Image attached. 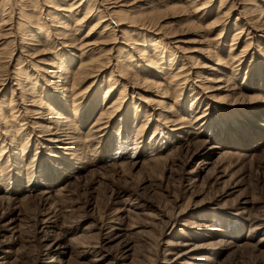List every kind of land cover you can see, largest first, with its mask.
Returning a JSON list of instances; mask_svg holds the SVG:
<instances>
[{
    "label": "rangeland",
    "instance_id": "374dc122",
    "mask_svg": "<svg viewBox=\"0 0 264 264\" xmlns=\"http://www.w3.org/2000/svg\"><path fill=\"white\" fill-rule=\"evenodd\" d=\"M6 1L0 264H264V0ZM123 13L144 25H118ZM158 46L166 74L139 66ZM151 81L177 82L167 108ZM100 115L110 121L97 132ZM28 118L15 149L5 131ZM34 121L73 128L80 160L69 166Z\"/></svg>",
    "mask_w": 264,
    "mask_h": 264
},
{
    "label": "bare ground",
    "instance_id": "6f19581e",
    "mask_svg": "<svg viewBox=\"0 0 264 264\" xmlns=\"http://www.w3.org/2000/svg\"><path fill=\"white\" fill-rule=\"evenodd\" d=\"M6 1V0H5ZM93 1V0H92ZM98 1V0H97ZM3 2H4V0H3ZM7 2V1H6ZM87 2V1H86ZM96 2V1H95ZM153 2H155V1H153ZM157 2V1H156ZM4 4V3H3ZM91 4V3H90ZM102 5V4H101ZM1 6V5H0ZM153 6V5H152ZM155 7V6H154ZM5 8V7H4ZM3 8V9H4ZM87 9V8H86ZM90 9H92V8H90ZM90 9H88V10H90ZM94 9V8H93ZM94 11V10H93ZM93 11H90V12H93ZM97 11V10H96ZM106 11V10H105ZM4 12V11H3ZM102 12V11H101ZM88 13V12H87ZM96 13H98V12H96ZM103 13H104V11H103ZM120 13H121V11H120ZM124 13H126V12H124ZM123 13V16H124V18L122 19V20H120V21H117L116 23L119 25L120 24V26H123V27H128V28H134V26H136V24L137 25H144V23H142V21L140 22V21H138V20H131L130 19V23H131V25H129V24H127L126 23V21H128L129 19L128 18H125L127 15L126 14H124ZM72 14V13H71ZM70 14V15H71ZM90 14V13H89ZM88 14V15H89ZM115 14V13H114ZM98 15V14H97ZM102 15V14H101ZM104 15V14H103ZM102 15V16H103ZM106 15V14H105ZM122 15V14H121ZM126 15V16H125ZM109 16V15H108ZM107 16V17H108ZM112 16V15H111ZM85 17H87V15L85 16ZM96 17V16H95ZM99 17V16H98ZM103 17H105V16H103ZM115 17V20H117V18H116V16H114ZM117 17H119L118 15H117ZM131 17V16H130ZM129 17V18H130ZM29 18V17H28ZM58 18V17H57ZM84 18V17H83ZM101 18V17H100ZM99 18V19H100ZM106 18V17H105ZM104 18V19H105ZM72 19V18H71ZM119 19V18H118ZM133 19V18H132ZM123 20H124V22H123ZM70 21V20H69ZM81 22H82V20H80ZM138 21V22H137ZM151 21V20H150ZM150 21H148V22H150ZM57 22H58V20H57ZM140 22V23H139ZM7 23V22H6ZM65 23V22H64ZM103 24H106L105 25V27L104 28H107V29H109V27L111 26L109 23H107V21H103L102 22ZM114 23V22H113ZM218 23V22H217ZM3 24V23H2ZM111 24H112V22H111ZM148 24V23H147ZM26 25H28V24H26ZM64 25V24H63ZM69 25V24H68ZM134 25V26H133ZM149 26H147V28L149 27V28H153L154 27V25H152V24H148ZM46 26V25H45ZM44 26V27H45ZM58 26V25H57ZM41 27V26H40ZM69 27V26H68ZM139 27H142V26H139ZM47 27H45V29H46ZM67 28V27H66ZM74 28V27H73ZM43 29V28H42ZM69 29V28H68ZM112 29V28H111ZM126 29V28H125ZM39 30V29H38ZM41 30V29H40ZM62 30H64V29H62ZM142 30V29H141ZM42 31V30H41ZM40 31V32H41ZM47 31V30H46ZM58 31V30H57ZM66 31V30H65ZM73 31H74V29H73ZM78 31V30H77ZM44 32V31H43ZM127 32H128V29H127ZM23 33V32H22ZM38 33H39V31H38ZM62 34H63V32H61ZM60 33V34H61ZM124 34V33H123ZM126 34V33H125ZM5 35H7V34H5ZM35 36V35H34ZM48 36V35H47ZM163 41V40H162ZM76 43V42H75ZM160 44V43H159ZM161 46V45H160ZM163 46H165V45H163ZM167 47V46H166ZM161 47H157L156 49H154V51H150V54L149 53H147V55H146V57H144V58H146V59H144L145 60V62H143L142 64L140 63L139 64V66L141 67H147V68H149V69H152V68H156L157 69V71H158V73H157V75L159 74V73H163L164 71L163 70H161V68H162V66H161V64H163L165 61H164V53H165V51L163 50L162 51V49H160ZM163 48V47H162ZM172 48V47H171ZM138 50H140L139 48H137ZM168 49V48H167ZM169 50V49H168ZM195 51V50H194ZM140 52H142V51H140ZM167 52V51H166ZM172 52H173V50H172ZM170 54V53H169ZM175 54H177V53H175ZM85 55V53H81L80 55H75V59H83L82 57ZM129 56V55H128ZM173 56H174V54H173ZM125 57H126V55H125ZM133 57V56H132ZM218 58V57H217ZM75 59H73V60H75ZM127 59V58H126ZM148 59V60H147ZM161 59H163L162 61H161ZM189 59H191V57L189 58ZM175 60V59H174ZM219 59H217V61H218ZM127 61V60H126ZM160 61H161V63H160ZM170 61H171V59H170ZM219 61H221V60H219ZM218 61V62H219ZM75 62V61H74ZM131 62V61H130ZM137 62V61H136ZM147 62V63H146ZM167 62V61H166ZM88 63V62H87ZM87 63H86V65H87ZM127 63V62H126ZM160 63V64H159ZM174 63V62H173ZM62 64V63H61ZM166 64V63H165ZM165 64H163V65H165ZM168 64V63H167ZM82 65V64H81ZM85 65V64H84ZM83 65V66H84ZM85 65V67H89V65L88 66H86ZM123 65L125 66V64H124V62H123ZM127 65V64H126ZM118 66V65H117ZM219 66V65H218ZM135 67H136V65H135ZM166 67V66H165ZM195 67V66H194ZM16 69H17V67H15ZM96 68V67H95ZM98 68V67H97ZM132 68V67H131ZM167 68V67H166ZM85 69V68H84ZM87 69V68H86ZM100 69V68H99ZM182 69V68H181ZM180 69V71H182ZM195 69V68H194ZM18 70V69H17ZM121 70V69H120ZM215 70H216V68H215ZM218 70V69H217ZM60 71H61V69H60ZM122 71V70H121ZM20 74H22V70H19L18 71ZM63 72V71H62ZM92 72V71H91ZM124 72V71H123ZM125 72L126 73H130V70H128L127 68L125 69ZM197 72V71H196ZM214 72V71H213ZM95 73V72H94ZM98 73V72H97ZM118 73H119V67H118ZM165 73V72H164ZM178 73V72H177ZM199 73V72H198ZM198 73H196V74H198ZM1 74V73H0ZM67 74V76H65V83H71L72 81L71 80H68V79H70L71 77H69V75L70 74H68V73H66ZM136 74V73H135ZM166 74V73H165ZM3 75V74H2ZM114 75V74H113ZM134 74H132V76H133ZM178 75H180V73L178 74ZM87 76L89 77V79L93 76V74L91 75L90 74V72H88L87 73ZM138 76V75H137ZM181 76V75H180ZM88 77H82L80 80H79V85H81V83H85V82H87L88 81ZM127 77V76H126ZM176 75H175V79H176ZM52 78H54L53 76H52ZM135 78V77H134ZM137 78V77H136ZM140 78V77H139ZM179 79H180V77H178ZM177 78V79H178ZM182 78V77H181ZM113 79V76H110V80H112ZM120 79H122V78H120ZM174 79V80H175ZM178 79V80H179ZM63 80H64V78H63ZM108 81L109 83L111 82V81ZM126 80V79H125ZM140 80H142V79H140ZM166 80V79H165ZM164 80V81H165ZM177 80V81H178ZM187 80V77L185 78V81ZM1 81V80H0ZM62 81V80H61ZM113 81V80H112ZM146 81V80H145ZM155 82V81H151L149 84L153 87V89H155V91L157 92V98H158V100L159 101H154V103H156V105H158V106H163V108L165 109V108H167V107H164L166 104V102L164 101V100H167V98H169L168 96V91L172 88V87H174V85L177 83H174L175 81H172V85L171 84H169L168 82ZM167 81V80H166ZM22 82H24V81H22ZM105 82H107V80L105 81ZM116 82V81H115ZM114 82V83H115ZM121 82V81H120ZM184 82V81H183ZM182 82V83H183ZM222 82V81H221ZM220 82V83H221ZM24 83H26V82H24ZM95 83V82H94ZM93 83V84H94ZM125 83V82H124ZM133 83V82H132ZM145 84H146V82H144ZM180 83V82H179ZM207 83V82H206ZM215 83V82H214ZM19 84V83H18ZM21 84V83H20ZM23 84V83H22ZM112 84V83H111ZM224 84V83H223ZM222 84V85H223ZM24 85V84H23ZM32 85V84H31ZM127 85V84H126ZM134 85V84H133ZM147 85V84H146ZM168 87H167V86ZM171 85V86H170ZM178 85V84H177ZM179 85H181V84H179ZM19 86V85H18ZM111 86H113V85H111ZM109 87L108 89H107V96H110V94H113V88H114V86L113 87ZM122 86H124L123 84H122ZM163 86L165 87V88H163ZM117 87V86H116ZM178 87V86H177ZM213 87V86H212ZM212 87H209V88H212ZM61 88V87H60ZM125 88V87H124ZM123 88V89H124ZM170 88V89H169ZM226 88V87H225ZM36 89V88H35ZM122 89V90H123ZM177 89V88H176ZM176 89L174 90L175 92V94H177L176 93ZM183 88H181V89H179V91H181ZM222 88H220L219 90H221ZM227 89H228V87H227ZM31 90H32V88H31ZM98 90V89H97ZM120 90V89H119ZM184 90V89H183ZM208 90V89H207ZM223 90V89H222ZM171 91H173L172 89H171ZM179 91H177V92H179ZM216 91V90H215ZM84 92V91H83ZM82 92V93H83ZM122 92H124V91H122ZM209 92V91H208ZM210 92H214L213 90H211ZM79 93H81V92H79ZM78 93V94H79ZM81 93V94H82ZM85 93V92H84ZM83 93V94H84ZM125 93V92H124ZM166 93H167V95H166ZM169 93H170V91H169ZM173 93V94H174ZM77 94V95H78ZM171 94V93H170ZM172 94V95H173ZM123 95V94H122ZM121 94H120V96L121 97H123ZM79 96V95H78ZM89 96V95H88ZM121 97H117V98H115V100L111 103V108H115V106L116 107H118V105H120L121 103H122V100H123V98H121ZM126 97V96H125ZM171 97V96H170ZM177 97V96H176ZM77 98V97H76ZM90 98L91 97H88V99L90 100ZM75 99V98H74ZM80 99V98H79ZM105 99V98H104ZM162 99V100H161ZM170 99H172V98H169V100ZM78 100V99H77ZM50 101H52V100H50ZM125 101V100H124ZM123 101V102H124ZM77 101H75V103H76ZM130 103H131V101H129ZM80 104V103H79ZM132 104V103H131ZM48 105V103L46 102V103H37V104H34L33 103V109L30 111V114H29V118H33V119H35V120H42V118H43V114H44V112L47 110V111H51V110H53L51 107H49V106H47ZM137 105V104H136ZM31 106V107H32ZM114 106V107H113ZM110 107V106H109ZM137 107L135 106V109H136ZM16 109H20V107L18 106V104H16ZM116 109V108H115ZM114 109V110H115ZM117 110H118V108H117ZM116 111V110H115ZM148 111V110H147ZM147 111H145V114H146V112ZM165 111H167V109L165 110ZM164 111V112H165ZM55 112V111H54ZM168 112V111H167ZM78 113V112H77ZM171 113V112H170ZM6 115H4V117H6L8 114H10L9 113V111L8 112H6L5 113ZM54 116H55V113H52ZM109 114H111L110 112H109ZM148 114V113H147ZM161 114H163V113H161ZM169 114V113H168ZM1 115V114H0ZM11 115V114H10ZM26 115V114H25ZM58 116V115H57ZM101 117L100 118H102V115H100ZM162 116V115H161ZM27 117V116H26ZM110 116H108V118H109ZM8 118V117H7ZM15 118L17 119H20V118H22L21 117V115L20 116H15ZM29 118L26 120V119H24V120H20L19 121V123L21 124V125H19L20 126V129L18 130V131H16V130H14V129H6V131H5V137H6V139L8 140V141H10L11 142V144H13V147L15 148V146L17 147V146H19L17 143H18V141H20L19 140V137H23V136H25L24 138H25V140H29V138L31 137V135L29 134V131H30V123L28 122V121H30L29 120ZM58 118V117H57ZM99 118V119H100ZM108 118H106V115H104L103 116V118L101 119V121H100V123H101V126H99V127H96L97 129L96 130H94V131H97V132H100V131H106L105 129L107 128V127H105V125H107L108 123H109V121H110V119H108ZM32 120V119H31ZM33 121V120H32ZM98 121V120H97ZM4 122V121H3ZM23 122V123H22ZM35 123H33V125H35V127H32V128H34V129H38L39 131H40V136L41 137H43L44 139H46L45 141H47V142H49V143H53L52 145L54 146V145H58V146H54L57 150L59 149V150H62V151H67V153H66V155L64 156V158L63 159H65V160H67V161H65L69 166H72L73 164H71L69 161H71V162H73V161H76V160H78L79 158L78 157H75L76 156V154H77V149L75 148V147H73V146H70V144H73V142H77L78 141V139H77V137L78 136H76V132L74 133L73 131H74V129L72 128V126L73 125H71L70 127L72 128V131H69V132H65L64 131V129H58L59 131H60V133L58 134V133H56L55 132V130L53 129L54 127H52V123L50 124H47V125H45V123L44 122H41V121H34ZM62 123H64V122H62ZM66 123V122H65ZM100 123H98L99 125H100ZM61 125V124H60ZM96 125V124H95ZM189 126H191V125H189ZM56 127H57V125H56ZM55 127V128H56ZM69 127V128H70ZM187 127V126H186ZM94 128V127H93ZM190 128V127H189ZM57 129V128H56ZM95 129V128H94ZM31 132V131H30ZM89 133V132H88ZM93 133V132H92ZM95 133V132H94ZM190 133V132H189ZM193 133V132H192ZM183 134V133H182ZM186 134V133H185ZM184 134V135H185ZM195 134V133H194ZM99 136H100V134H98ZM52 137V139H48V138H45V137ZM96 136V135H95ZM195 138V137H194ZM187 140V139H186ZM193 140V139H192ZM79 141H80V139H79ZM98 141V140H97ZM101 141V140H100ZM72 142V143H71ZM201 142V141H200ZM192 143V142H191ZM194 143H195V141H194ZM194 143H192L193 145H194ZM205 143V142H204ZM10 144V145H11ZM20 144V143H19ZM196 144H197V141H196ZM81 145V144H80ZM53 147V148H54ZM16 149V148H15ZM18 149V148H17ZM189 151V150H188ZM76 152V153H75ZM63 154H64V152H63ZM154 154H155V152H154ZM145 155V154H144ZM148 156V155H147ZM203 156H205V157H209L210 155H207V154H205V155H203ZM80 160V159H79ZM137 164V163H136ZM67 177V176H66ZM40 178V177H39ZM16 179V178H15ZM18 180H20V179H18ZM18 187H17V189H18V192H26V191H28V192H32V190L35 188V189H37L38 187L37 186H40L41 187V185L42 184H37V185H35V186H33V187H30V185H20L19 183H18ZM37 187V188H36ZM34 191V190H33ZM48 194H50V193H48V192H45V193H42V195L41 196H44V195H48ZM2 199H4V198H2ZM247 203V202H246ZM244 204V203H243ZM243 212H245V211H243ZM250 212V211H249ZM254 223V222H253ZM261 226V225H260ZM261 227H263V226H261ZM258 228V227H257ZM256 228V229H257ZM264 232V231H263ZM263 241V240H262ZM233 243V242H232ZM259 244V243H258ZM189 258V257H188ZM191 258V257H190ZM201 259V258H200ZM190 260H194V259H190ZM200 262V261H199ZM184 264H196L195 262L194 263H192V262H186V263H184Z\"/></svg>",
    "mask_w": 264,
    "mask_h": 264
}]
</instances>
